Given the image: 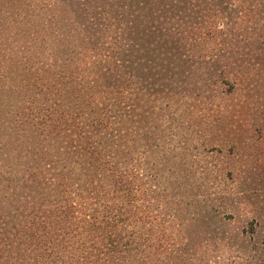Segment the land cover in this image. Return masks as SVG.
<instances>
[{"label": "trees", "instance_id": "1", "mask_svg": "<svg viewBox=\"0 0 264 264\" xmlns=\"http://www.w3.org/2000/svg\"><path fill=\"white\" fill-rule=\"evenodd\" d=\"M263 71L264 0H0V264H264V181L178 114L239 95L264 148Z\"/></svg>", "mask_w": 264, "mask_h": 264}, {"label": "rangeland", "instance_id": "2", "mask_svg": "<svg viewBox=\"0 0 264 264\" xmlns=\"http://www.w3.org/2000/svg\"><path fill=\"white\" fill-rule=\"evenodd\" d=\"M250 81L255 82L252 84L254 100L256 98L254 94L263 96L264 71L254 77L251 76ZM241 101L242 97L239 95L224 97L207 104L206 102L198 103L193 98L183 100L180 105L183 109L185 108V112H181V110L178 114L179 117H182L187 113L189 120H184L189 123L186 124L184 121L183 125L186 151L184 159L181 161H184L185 165L193 162H198L201 165L214 162L226 167L233 162L241 165L246 164L243 171L247 166L248 169L243 176L241 174L242 179L245 180L244 183L250 193H257L260 192L259 184L264 181V148L257 146L261 136L259 127L253 126L252 121L260 122L261 117L259 114L255 115L250 112H248L249 115L238 113ZM262 101L264 102V100ZM142 105L144 110V104L142 103ZM225 105H232L233 109L223 108ZM225 109L227 110L225 111ZM198 110L200 111L197 112ZM155 111L160 113L159 108ZM167 113L170 115L169 119H172L173 115L170 112ZM196 113H201L199 115L201 122L195 118ZM236 115H242V120L244 123L247 122L248 126L237 129L230 127L229 124H221L220 117L231 122V117ZM251 167H253L252 170H250ZM189 170L191 169L189 168Z\"/></svg>", "mask_w": 264, "mask_h": 264}]
</instances>
